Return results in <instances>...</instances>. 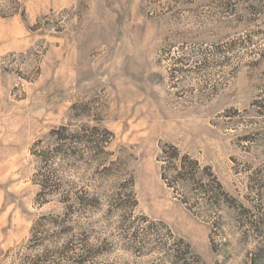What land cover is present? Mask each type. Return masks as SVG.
I'll return each instance as SVG.
<instances>
[{
  "label": "rangeland",
  "instance_id": "rangeland-1",
  "mask_svg": "<svg viewBox=\"0 0 264 264\" xmlns=\"http://www.w3.org/2000/svg\"><path fill=\"white\" fill-rule=\"evenodd\" d=\"M0 264H264V0H0Z\"/></svg>",
  "mask_w": 264,
  "mask_h": 264
},
{
  "label": "trees",
  "instance_id": "trees-1",
  "mask_svg": "<svg viewBox=\"0 0 264 264\" xmlns=\"http://www.w3.org/2000/svg\"><path fill=\"white\" fill-rule=\"evenodd\" d=\"M171 150L172 151H167V155H166V157L169 159V158H173V156H175V154L177 155V153H178V150H177V148H175L174 146H172V148H171ZM165 153H166V151H165ZM193 163H194V165H196V167L198 166V161H196V160H194L193 161ZM187 247H188V249H189V245H187Z\"/></svg>",
  "mask_w": 264,
  "mask_h": 264
}]
</instances>
